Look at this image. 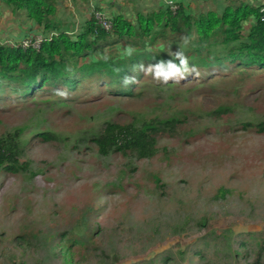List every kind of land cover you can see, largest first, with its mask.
Wrapping results in <instances>:
<instances>
[{"label":"rangeland","instance_id":"374dc122","mask_svg":"<svg viewBox=\"0 0 264 264\" xmlns=\"http://www.w3.org/2000/svg\"><path fill=\"white\" fill-rule=\"evenodd\" d=\"M126 1L121 13L133 22L136 11L148 15L168 0ZM67 4L60 17L75 27L93 12L90 3L86 11ZM224 5L204 1L194 15ZM105 7L115 14V6ZM7 10L0 6V20ZM7 22L16 42L20 22ZM149 69L136 97L106 90L92 100L86 92L100 88L83 84L74 101L0 107V136L23 131L20 163L27 164L16 174L0 173V264H37L40 251L29 246V235L70 230L88 207L97 229L89 244L113 238L119 264H264V127H257L264 121V72L249 79L245 73L236 84L231 69L219 70L218 82L204 90L189 88L204 80L202 73L170 89L158 86L164 78ZM226 105L229 110L218 115ZM172 116L177 126L157 130L155 150L146 158L120 150L101 156L91 142L106 122L137 129L143 120ZM49 131L51 142L36 136ZM129 137L122 134L120 144ZM81 251L76 248L72 264H81Z\"/></svg>","mask_w":264,"mask_h":264},{"label":"trees","instance_id":"16d2710c","mask_svg":"<svg viewBox=\"0 0 264 264\" xmlns=\"http://www.w3.org/2000/svg\"><path fill=\"white\" fill-rule=\"evenodd\" d=\"M64 1L0 0V6L9 9L15 18L23 16L38 25L43 34L38 49L0 41V107L7 108L11 103L14 104L10 107L33 104L36 100L45 103L74 101L78 97L73 94L83 84L100 88L96 94L91 87L86 92L92 100L99 99L106 90L117 98L136 97L141 94L136 90L144 86L148 68L155 69L162 62V71L167 72L169 61L180 65L177 52L187 59L189 71L178 73L166 82L163 79L158 86L174 89L177 84L193 82L198 73H202L204 80L189 88L203 86L206 90L207 85L211 87L218 82L219 70L231 69L230 73L238 76L236 84L244 82L245 73L249 79L252 74L264 72L261 6L243 0H227L220 13L207 11L194 15L186 14L180 5L173 13L166 5L148 15L137 13L133 22L123 15L110 16L112 28L106 31L99 26L93 13L78 27L71 20L65 21L60 17L65 11ZM69 1L73 5L81 4L84 9L89 4V0ZM33 37L35 35L29 33L26 38ZM228 110L227 105L221 106L216 113L221 115ZM177 123L174 116L143 120L137 129L132 125L106 122L102 130L93 133L91 142L101 156L120 150L136 151L140 158H146L155 150L157 130H173ZM257 124V127H264V121ZM122 134L130 137L120 144ZM36 136L42 142L55 138L50 131L37 132ZM22 138L21 129L0 136V173L16 174L26 170L27 164L20 163ZM93 213V207L84 209L70 230L30 234L29 246L40 251L37 264H72L76 248L82 250L80 257L84 263L93 258L90 264H119L115 257L118 242L113 238L89 244L91 234L97 230L89 221Z\"/></svg>","mask_w":264,"mask_h":264},{"label":"crops","instance_id":"0c3cea01","mask_svg":"<svg viewBox=\"0 0 264 264\" xmlns=\"http://www.w3.org/2000/svg\"><path fill=\"white\" fill-rule=\"evenodd\" d=\"M65 1L68 2V4L66 5V7H68L71 2L69 0H65ZM168 1H172L174 4H176L178 6L180 5L184 9V12L186 14H194L195 10L201 9L202 6H203L204 1H208V0H168ZM217 1H222V0H217ZM224 1L227 2V0H224ZM243 1L248 2L249 4H251L253 6H256V7L257 6H264V0H243ZM104 2H105V4H104ZM89 3H90V6L94 7V9L95 8H98L99 10H101L102 13L103 12L106 13L107 14V17L115 16V15H123L125 18H127L129 20L128 15H126L124 13H121L123 9L120 6H122L121 4L123 3V0H89ZM126 3L129 4V5H131V6H134L135 5L133 3V0H128V1H126ZM111 4H112V6H115L116 7L115 14H112V12H114V11L108 10L105 7L106 5H111ZM224 6H226V5H224ZM224 6H222V7L224 8ZM159 7H166L165 2H163V1L161 2L160 1L159 2V6L157 8H159ZM78 8L81 10V7H78ZM78 8H77V10H78ZM222 9H221V11H222ZM130 10H131L130 12L132 13L133 11H135V8L134 7H130ZM207 11H215V10H207ZM207 11H205V12H207ZM7 12H9V13L8 14H3V15L6 16V18H5L6 22L7 21L8 22L10 21L9 24H7L9 27H12L15 24H18L20 22L19 19H17V18L14 17V14L12 12H10L8 10L6 11V13ZM130 12H128V14H130ZM220 12H217V13H220ZM2 13H4V12H2ZM137 13H139V12L136 11L135 15H137ZM5 20H3L2 18L0 20V27H1L0 28V36H1V38L0 39H1V42L6 37L8 39H9V37H11L10 40L7 41L9 44L20 43L24 39H27L26 37L29 36V33H31L32 35H41V36L43 35L42 34V31H41V29H40V27L38 25L34 24L33 22H31L29 20L23 19L20 22V24H19L20 31L22 32V34L20 35L19 39L16 42L15 41H12L11 42V39L12 40H15V39H13V37L11 36V34H9L7 32L11 28H7L6 29L7 26H6V23H4ZM14 20H16V21H14ZM3 43H4V41H3Z\"/></svg>","mask_w":264,"mask_h":264},{"label":"built area","instance_id":"2783aa9c","mask_svg":"<svg viewBox=\"0 0 264 264\" xmlns=\"http://www.w3.org/2000/svg\"><path fill=\"white\" fill-rule=\"evenodd\" d=\"M166 4L173 13L177 11L178 5L174 4L172 1H167ZM259 12L262 15L261 21L264 22V6L260 7ZM92 13L94 14L95 20L102 29L109 31L112 28L111 20L104 13L101 11H93ZM42 39L43 37L41 35H35L33 38H27L23 40L21 45L23 48L31 46L34 49H38Z\"/></svg>","mask_w":264,"mask_h":264},{"label":"clouds","instance_id":"9594fccd","mask_svg":"<svg viewBox=\"0 0 264 264\" xmlns=\"http://www.w3.org/2000/svg\"><path fill=\"white\" fill-rule=\"evenodd\" d=\"M175 55L180 60V65L176 66L171 61H169L168 62V71L164 72V71H162L163 63L161 62L155 66L156 77L159 78L162 76L166 82L167 79H169L170 77L176 76L178 73L180 75H182L183 72L189 71L187 59L183 56V53L177 52V53H175ZM150 70L153 71V68Z\"/></svg>","mask_w":264,"mask_h":264}]
</instances>
